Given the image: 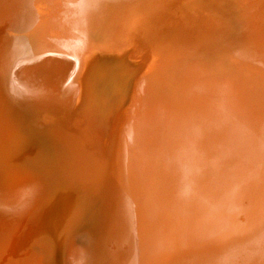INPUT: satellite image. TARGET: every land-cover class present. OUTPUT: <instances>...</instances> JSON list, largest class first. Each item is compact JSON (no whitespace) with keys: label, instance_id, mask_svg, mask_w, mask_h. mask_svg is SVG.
Listing matches in <instances>:
<instances>
[{"label":"bare ground","instance_id":"6f19581e","mask_svg":"<svg viewBox=\"0 0 264 264\" xmlns=\"http://www.w3.org/2000/svg\"><path fill=\"white\" fill-rule=\"evenodd\" d=\"M79 1L29 0L27 11L18 16L21 36L11 33L13 24L9 19L5 21L1 47L7 62L26 53L29 41L25 32L27 25L31 24L32 15L37 12L43 16L47 10L50 14L66 12L67 16L64 14V17L59 14L62 19L57 21V25L75 30L78 16L81 20L84 14L76 12L70 15L80 4ZM95 1L99 3L91 7L93 19L90 18V21L86 17L85 20L90 21L87 27L88 30L90 27V32L107 28L110 40L106 45L101 48L92 46L79 54L76 44L71 43L73 38L61 41L56 44L61 46L58 50L46 48L20 58L11 67V73L6 74L8 82H5L10 85V94L15 87L17 91L18 88L32 89L28 93L32 102L39 107H49L47 110L38 109L30 123L27 122L29 125L26 124L30 130L34 127L37 130L40 125L46 131L55 128L47 133L49 145L47 140L38 142L42 144L39 147L41 155H38L41 159L37 155L31 157L40 161L39 164L47 163L51 157L47 161L45 158L48 156L44 157V154L51 152L59 158V163H65L68 169L74 171L76 177L73 181L77 179V184L84 187V196L89 192L93 198L85 218L88 220L89 217L88 223L78 221L75 226L66 229L69 231L61 232L62 235L68 234L63 241L60 233L52 229L51 234L45 237L49 249L47 247L43 251L39 246L40 249L36 248L33 256L36 254L37 258L36 250L39 249V264H46L54 242L60 240L63 256L60 253L55 264H102V258L110 253L111 264H134L141 260L140 264H155L157 261L159 264H213L216 256L207 249L224 244L223 240L229 239L238 228H247L259 211H263L261 205L264 204V197L260 196L264 195V186L258 187L253 199L252 196L246 198V206L243 198L249 197L254 180L250 186L248 181L253 179L255 164L264 150V72L253 75L254 66L249 63V55H264L260 48L264 50V35L250 36L256 45H236L237 38L247 32L249 26L244 25L257 27L260 32L258 26L262 24L252 17L250 0H241L240 3L229 0L233 2L231 12L240 14L238 10H242L247 19L235 24V19L229 18V21L227 18L230 11L223 16L219 13L216 18L225 24L219 25L215 36L213 34V49L204 52L209 44L204 47L193 44L184 49L188 56H182L184 52L179 58L164 60L160 59L165 53L164 49L155 48V44L157 41L163 44L166 40L157 39L158 34L160 36L168 31L163 20L166 17H159L153 23L149 17L141 18V0ZM183 6H180V17H171L167 23L170 26L183 20L176 29L178 37L194 31L193 28H186V18L183 17L188 14V9ZM194 15L201 17L197 11ZM214 15L210 16L212 21ZM178 18L182 20L178 21ZM230 24L234 26H228ZM139 25L145 28L142 33L137 31ZM245 40L249 42V38ZM92 45L97 46L94 42ZM129 48L132 50L130 56L134 58L132 61L140 60L138 56L142 54L144 59L140 61L143 62L131 70L118 62L114 71L101 78L99 74L110 65L106 59L123 55ZM242 59L246 62L241 68ZM99 60L101 65L97 64ZM238 69H241L240 73H245L244 76L236 73ZM80 71L81 80L72 79ZM138 75L141 77L130 90ZM137 87L139 92L135 91ZM209 93L218 96L213 109L216 125L210 122L213 115L207 99L211 97ZM10 94H7L5 101L11 108L17 104L19 106V95L10 97ZM85 95L89 102L92 101L94 115L84 112ZM105 99L110 102L106 107ZM118 105L125 108H118ZM3 110L5 112L7 108L3 107ZM20 113L21 110V116ZM81 122L87 123V129H82ZM211 127L215 135L205 132L206 128ZM119 130L123 131L122 136L116 133ZM90 134H95L97 139ZM207 152L214 156L210 158ZM14 157L15 154L12 159ZM78 168H82L84 175L79 176ZM17 182L10 196L7 193L4 195L0 206V243L3 240L6 251V259L0 264H11L7 259H11L25 243L24 230L29 225L32 231L27 235H34L33 216L42 202L41 199L31 201L34 186L31 180ZM212 183L215 186L208 187ZM83 211L85 213L86 209ZM239 216L243 217V221L239 220ZM206 218L213 220V224L205 223ZM5 233L10 234L7 237ZM208 236V241H196ZM116 237L120 240V246L131 245L134 253L130 254V250L122 253L118 242H115L118 248L113 253L102 251V243L115 241L113 238ZM118 251L119 256L116 254ZM194 253L201 255L198 259H191ZM253 257L255 264H264V241ZM221 258L224 259L219 260L220 264H236L233 257L227 254ZM196 260L199 261L194 262ZM23 264L31 263L27 260Z\"/></svg>","mask_w":264,"mask_h":264},{"label":"rangeland","instance_id":"374dc122","mask_svg":"<svg viewBox=\"0 0 264 264\" xmlns=\"http://www.w3.org/2000/svg\"><path fill=\"white\" fill-rule=\"evenodd\" d=\"M28 1L29 0H0V29H1L0 30V73H1L0 78H2V80L0 79V82H1L0 86L2 84V87H0V96H2V97H0V102H1L0 103V107H1L0 110L2 109L0 111V117H1L0 118V129L1 128L3 129V130H0L1 131L0 132V142H1L0 143V149H1V151H0L1 152L0 153V179H1V181L4 180L3 181L4 183L0 181V184H1L0 185L1 186L0 187V206L3 204L2 200H4V195L7 193V196L8 195L10 196L11 189H12L13 185L17 184L18 183L17 181H19V180H23L26 182L31 180L33 182L32 184H34L31 201L36 202L37 199H41V201H42L41 204L39 205V207L37 208V213H35L33 216V218H34L33 224L35 225V233L33 236L27 235L28 232L32 231L31 225H29L28 228L24 230V233L26 234V237H25L26 240L24 241L25 243L22 246H20V248H18V250L16 252H14L11 259H7L8 263H11V264H23L24 262L26 263L27 260H29V262L31 264H35V263L39 264V262H41V256H38V255H41V254H39V252H40L39 246H41L43 251L49 249L48 245L46 244L47 240L45 239V237L47 235L51 234L52 229L53 230L56 229V231L60 233L61 240H62L63 238L68 236V234L62 235L61 232L65 233L66 231H69L66 229H69L72 226H75V224H77L78 221H80L81 224L88 223L89 217H88V220H86L85 218L87 217V213L89 212L88 210L91 206L93 198H92V194H90L89 192H87V193L85 192L86 194L84 196L83 191H82L84 187H81L79 184H77V181H76L77 179L75 181H73V179L76 177L74 175L75 174L74 171H72L71 169H68L69 167L65 163H63V162L59 163V158L56 157L55 155L51 154V152H50V154H49V152H45V154H44V157L48 156L45 158L47 161L51 157L50 158L51 160L48 161L47 163L42 162V164H39V163H41L40 161H38L37 159H33L31 157L32 155H37V156L41 155L39 147L42 144H39L38 142H40V140H41V143H43L45 140H47L48 145H49L50 141H49V137H48L47 133H51L52 131L55 130V128H52V129H49L48 131H46V129L43 130V126L40 125V126H38L37 130L35 129V127L32 128V130H30V129H28L26 124L29 125L28 123H30L31 117L36 115L35 112H37L38 109L43 108V109L47 110V109H49V107H47V106H40L39 107V105H36L35 103L32 102V100L29 98V95H28V93H30L32 89L27 88V89L21 90L18 88L19 91H17V88L15 87L16 89L12 88L13 90H11L12 93L10 94V92H8V91H10V85L8 86V84L5 82V80L8 82V75H6V74L11 73V67H13L15 65V63L20 58L27 56V55L31 56L35 53L43 51L46 48L52 49L53 51L58 50L61 48V46H59V45L56 46V44L58 42H61V41L62 42L69 41L70 39L73 38L71 43L76 44V46H75L77 48L76 51L79 54H82V53L86 52L85 49H88V48L91 49L93 47L101 48V46L106 45L110 40L109 39L110 37L108 38V36H109L108 30L106 27H103L104 26L103 24H102V27L104 29L102 28L101 31H98V30L94 31V29H93V31L90 32L89 31L90 27H89V30L87 28L89 22L91 21V19H93L92 16L94 14V11H93V13H91L92 12L91 10H92L93 6H95L99 2H96L95 0H80L81 1V2L79 1L80 4L77 2V4H79V5L75 6L76 8H74L73 11H72V9L70 10V13L72 11V14L70 15V17L73 14H75L76 12H81L82 15L84 14L81 20L79 19L80 16H78V19L75 22V23H77L75 30L67 29L64 27L60 28L59 25H57V21H60L62 19V17H64V14H65V16H67L66 12L59 13V14L63 15L62 17L57 13L50 14L49 10L44 11L43 16H40L37 12L35 15H32L31 24L27 25V27H26L27 31L25 32L27 34V39L29 41V46L26 49V53H23L22 55L16 56L15 58H13V60L7 62V58L5 57L6 55L2 52V47H1L2 37L4 34L5 21L7 19H9L12 22L13 27H14V28L10 27L8 29V31L11 30V28H12L13 32L11 31V33H13V34L16 33L15 35L18 34L19 36H21L22 31L20 29V22L18 20V16L21 13L24 14L27 11ZM240 1L241 0H234L233 2L234 3L235 2L240 3ZM233 2L231 1V3H230L229 0H224V1L222 0V2L218 1V0H216V1L215 0H141V3L139 4V11H140V17L141 18L145 19V18L149 17V19L151 20L152 23L154 20L158 19L159 17L160 18L166 17L163 20H165L164 23H166L165 29L168 31H165V34H163V35L159 36V34H158V36H157V39L159 41L164 40V39H166V40L164 41L163 44L161 42L157 41L155 44V46H156L155 48H157V49L163 48L165 51V53L162 55V57H160V59L171 60V59L176 58V57L179 58L185 52L184 49L186 47L193 45V44H196V45L202 44L203 47L206 46L207 44H209L208 47L204 49V52H207L210 48H212V45L214 43L213 34L217 33V29L220 28V27H218L219 25L225 24V23H223L224 21H222L220 18H216L219 13L221 14V16H223L224 14L227 15L228 11H230L227 15L229 17H227V18L229 21H230L229 18L235 19L237 22L231 20L233 22H236L235 24H238V22L241 19H247V16H243L244 12L242 10H238V12L240 11V14H236V13L231 12L232 8H233ZM250 2H251V6H252L251 7V11H252L251 15H252V17H255L258 20L259 24H262V26L261 27L258 26V28L260 29V32H259L257 27L252 28V27H250V25H244L245 27L249 26L247 29V32L244 34H241L239 36V39L236 37L237 38V44L236 45H238L240 47L243 45L246 47H249L250 44L255 43L250 39L251 37L254 38V36H256L255 34L262 33L261 35H264V30H263L264 12L262 11V10H264V0H250ZM183 4H184L183 7L188 9V14L185 17H183V19L186 18L185 19L187 22L186 28L187 29L193 28L194 31L189 35H183L182 37H178L177 36L178 32L176 31V29L178 28V26H180L182 24V21H183L182 18H178V21L182 20L179 23L178 22L173 23L170 26L167 25V23L170 22L171 17H174V16L176 17L177 15H178V17H180L179 16V14L181 12L180 6ZM44 5H46V4H44ZM41 6H43V5L41 4ZM196 11L201 14L200 18H198L196 15H194V13ZM18 12H20V13H18ZM223 12H225V13H223ZM212 15L215 16V19L213 21L210 18V16H212ZM86 17L89 18V20H90L89 22H87L85 20ZM201 18H203V20H201ZM82 20H84V24H83ZM176 20H177V18H176ZM228 26H234V25L230 24ZM138 29H139V30H137L138 33H140V32L142 33L145 30V28L141 25L138 26ZM20 31H21V33H20ZM96 32H99V33H96ZM71 34L73 36L70 38ZM101 35H102V38L106 40V42H105V40H103L101 38ZM96 36L98 38L95 39ZM105 36H107V37L105 38ZM214 36H215V34H214ZM245 38H249L248 43L246 42ZM100 40H101V42H96V41H100ZM240 41L242 43H240ZM84 42H86V45H83ZM93 42L97 46L92 45ZM98 43H101V45ZM231 44H233V43H231ZM256 44L257 43H255V45ZM163 45H164V47H163ZM260 48L262 49V52L264 53L263 48L262 47H260ZM131 53H132V50H130V48H129V50H127V52L123 55L116 56L115 58L113 57L111 59L108 58V59H106L107 62H106V60L102 61L103 63H105V62L108 64L110 63V65L106 66L105 69L103 68V66L101 67L105 71L108 70L107 72H105V71L103 72L105 74H103V73L99 74L101 76V78L109 75L110 71H114L115 66H118V64H116L118 62L120 64L122 63L121 65H123L124 68H127L128 70H131L133 68L135 69L136 65L141 64L143 62V61H140V60L144 59L142 54H139L140 56H138L140 60H135L133 62L132 59H134V58L130 56ZM210 53L212 54V52H210ZM214 53L216 54L217 52H214ZM184 55L188 56L189 53L185 52L182 56H184ZM251 55H249V58H250L249 63L254 66V71L252 74L253 75H257L259 73L262 74L264 72V55L263 54H261L260 56H256V55L251 56ZM219 56H223V55L220 54ZM210 59L214 60L211 57H210ZM101 60H99L97 64L101 65V63H100ZM240 62L239 63H240L241 68H242L243 62L245 63L246 61L244 59H242ZM8 63L10 64V66ZM23 65L24 64H22L20 66H23ZM25 66H27V64H25ZM150 67H153V66L151 65ZM240 70L241 69L236 70V73L244 76L245 73H240ZM81 76H82V74L80 71V73L77 72L76 76L74 75L72 77V79L75 77V79L77 81H80ZM3 77H4V79H3ZM139 77H141V76L138 75V77L134 80V83L131 84L130 90L134 86V84H136V81ZM130 78H128V79H130ZM64 85H67V83L65 84V82H64ZM126 87H127V85H126ZM5 88H6V90H5ZM125 89L120 91V93L124 92ZM138 89L139 88L137 87L135 89V91L137 92ZM3 90H5V91H3ZM14 90L18 93H15ZM7 94H10V97H12L13 94L19 95L20 97L19 96H17V97L20 98L19 106L21 108L18 106V104L14 105L13 108H11L12 106H10V104L6 102L7 101ZM122 95H123V93H122ZM207 95H208V93H207ZM94 96L96 97V95H94ZM210 96H211V94H210ZM84 98L86 99V95L84 96ZM217 98H218V96H213V95L211 97L207 98L209 100V103H210V107H211L210 111H212V115H213V109H214V105L217 101ZM93 99H95V98L93 97ZM207 99L205 100V102L207 101ZM84 101H85V103H87V102L89 103V104L87 103L88 105L84 103V105H86V106H84L85 107V109H84L85 114L91 113V115H92V113L94 112L92 107H91V106H93L92 101L89 102V100H87V99ZM5 103L8 104V105L6 104V107H5ZM94 103L96 105V102H94ZM104 103L106 104L105 105V107H106L107 103L109 104L110 102H108V99H105ZM3 107L7 108L8 112L7 111L4 112ZM119 107L121 109L125 108V106L118 105V108ZM9 109L10 110L14 109V110H12L10 113ZM17 109H19V110H17ZM20 110H21L20 114H22L21 116L19 115ZM1 112H3L4 114ZM224 113L225 112L223 111V114ZM93 115H94V113H93ZM10 117L13 118L15 121L14 120L12 121V119ZM98 119H99V117H98ZM17 120L19 122L18 125H17ZM121 121H122V119L120 120V124H121V127L123 128L124 125H123V122H121ZM210 122H212L214 125H216L214 115L211 118ZM85 124H87V123L81 122L82 129H84V128L87 129L88 125H85ZM19 125L22 128H20ZM101 127H102V125H101ZM41 129H42V131H41ZM79 130L80 129H78V131ZM213 131H214V129L211 127V128H206L205 132L208 134L215 135L216 132H213ZM116 133H118V136L119 135L122 136L123 131L121 132L119 130V132H116ZM90 136L92 138L97 139V137H94V136H96L95 134L94 135L90 134ZM107 138H108V136H107ZM48 145H45V147ZM98 149H99V147H98ZM12 152L15 154V157H14L15 159L14 158L12 159V156L14 155V154L12 155ZM46 153H48V154L46 155ZM207 155L210 158H212L214 156L210 152H207ZM38 157L41 159V156H38ZM14 160H16V161H14ZM263 161H264V150L259 155V158L257 159V162L255 164V171L253 173L254 174L253 179L248 181V185L250 186L253 184V180H254V185L250 189L249 197L243 198L244 206H246L248 204L246 198L248 199L252 196V199H253L254 195L259 190L258 187L260 188L261 185H262V187L264 186V177L262 176L263 169H264V165H262ZM259 165H260V168H259ZM78 169H77V171H80V172H78L79 176L81 174L84 175V173H83L84 171L82 170V168H78ZM2 170H4L5 173ZM1 174H4V175H1ZM12 175H14V176H12ZM10 180L12 183L10 182ZM41 181L44 183V184L42 183L43 185L41 184ZM37 185L38 186L40 185L39 186L40 188ZM237 185L238 184H236V188L238 189ZM213 186H215L214 183L210 184L208 187L212 188ZM37 190L38 191L41 190V192H37ZM195 195H199V193L198 194L196 193ZM260 197H264V195L260 196ZM34 208H33V210H35ZM261 208H263V211H261V213L259 211L258 215L253 219V221L250 223V225L247 228H245L243 230H242V228H238L237 229L238 231L235 230L233 232V234L230 235L229 239L227 238V239L222 241V242L225 241L224 244L215 246L212 249H209V248L207 249V250H209V253L212 252L213 255L216 256L215 260L213 261V264H220L219 260L221 261L222 259H224V258L220 259V256H222L223 254H227L229 257H233L236 264H255V262H254L255 259H254L253 255L256 254L260 245L264 241V204L261 205ZM83 209H86L85 213H84ZM53 214H55V215H53ZM51 216H52V218H51ZM56 217H59V218H56ZM239 220L243 221V217L241 216ZM38 221H40V222H38ZM205 223L213 224V220H210V218H208V220H207V218H206ZM37 233L38 234L40 233V234L38 235ZM9 234L6 235V233H5V236L8 237ZM29 239H31L30 242H29ZM113 240H115V241L102 243V246H103L102 251H105V252L108 251V252L113 253V251L117 250V248L119 247L120 249H122V253H125L128 250H130V254L134 253V249L131 247V245H130V247H125V245L120 246L119 245L120 240H118L117 237L113 238ZM203 240L208 241V240H210V237L208 236L207 239H205V238L204 239H198L196 241H203ZM21 241H22V239H21ZM62 241L57 240L56 242H54V244L51 248L52 250L49 253V255H50L49 258L51 257V260H53V263H54V261H56V259H58V257L60 256L59 255L60 253L62 255ZM2 242H3V240H2ZM59 242H61V244ZM115 242L116 243L118 242L117 243L119 245L118 247H117V245L115 246ZM1 243H0V261H4V259H6V251L3 248V243L2 244ZM239 244H241V245H239ZM36 248H39V249L36 250L38 253L37 258L35 256L36 254H34L36 262L34 261V263H33L32 262L34 260L33 253H35L34 250ZM105 248H107V250ZM136 251H137V254L139 255L138 250H136ZM116 254H118V256H119V251ZM241 254H243V255H241ZM111 255L112 254L110 253L108 256L102 258V264H111L110 263L111 258H109ZM141 255H144V254H141ZM192 255L193 256H190L191 259H198L199 255H201V254L200 253H194ZM52 257H53V259H52ZM31 258H32V260H30ZM49 258L46 260V262H45L46 264H52V261ZM199 260H196L194 262H198ZM47 261H50V262H47ZM225 261H223V263ZM140 262L139 263L133 262V263L134 264H140ZM158 262L159 261H157V263H155V264H159ZM143 264H151V263L149 262V263H143Z\"/></svg>","mask_w":264,"mask_h":264}]
</instances>
